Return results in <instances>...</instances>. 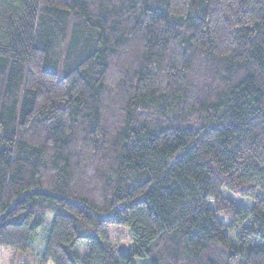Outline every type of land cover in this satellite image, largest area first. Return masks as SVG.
Instances as JSON below:
<instances>
[{"label": "trees", "instance_id": "trees-1", "mask_svg": "<svg viewBox=\"0 0 264 264\" xmlns=\"http://www.w3.org/2000/svg\"><path fill=\"white\" fill-rule=\"evenodd\" d=\"M39 240L264 264V0H0V247Z\"/></svg>", "mask_w": 264, "mask_h": 264}, {"label": "rangeland", "instance_id": "rangeland-1", "mask_svg": "<svg viewBox=\"0 0 264 264\" xmlns=\"http://www.w3.org/2000/svg\"><path fill=\"white\" fill-rule=\"evenodd\" d=\"M224 194L226 197L237 201L246 207H251L253 205L252 200L241 198L230 192H225ZM46 219L47 224H50L52 222V215H47ZM40 232H44V228H42ZM109 235L111 240H113V242L119 246H124L127 244V241L130 238L128 229L126 228H111L109 230ZM43 249L44 243L41 246L40 240L36 243V245L33 243L32 248L26 252L0 247V264H42L40 254L42 253Z\"/></svg>", "mask_w": 264, "mask_h": 264}]
</instances>
